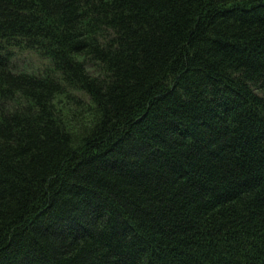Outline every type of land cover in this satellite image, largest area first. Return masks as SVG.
<instances>
[{
    "label": "trees",
    "instance_id": "16d2710c",
    "mask_svg": "<svg viewBox=\"0 0 264 264\" xmlns=\"http://www.w3.org/2000/svg\"><path fill=\"white\" fill-rule=\"evenodd\" d=\"M0 264H264V0H0Z\"/></svg>",
    "mask_w": 264,
    "mask_h": 264
},
{
    "label": "rangeland",
    "instance_id": "374dc122",
    "mask_svg": "<svg viewBox=\"0 0 264 264\" xmlns=\"http://www.w3.org/2000/svg\"><path fill=\"white\" fill-rule=\"evenodd\" d=\"M28 58L32 60L34 65L41 66V61H39L38 57L35 56L31 58L28 56ZM75 95L81 99L80 106L64 101L63 98L58 102V104H60V107H63L62 113L67 127L74 137V143L78 144L81 136L85 133V130L96 119L97 111L86 97H83L80 94Z\"/></svg>",
    "mask_w": 264,
    "mask_h": 264
}]
</instances>
